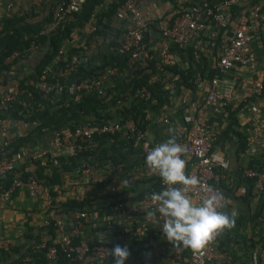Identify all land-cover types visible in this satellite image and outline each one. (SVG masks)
I'll return each instance as SVG.
<instances>
[{
  "label": "crops",
  "instance_id": "crops-1",
  "mask_svg": "<svg viewBox=\"0 0 264 264\" xmlns=\"http://www.w3.org/2000/svg\"><path fill=\"white\" fill-rule=\"evenodd\" d=\"M223 1L139 0V7L143 13L153 17L156 21L168 22L172 17V10L185 3L196 7H201L202 4L214 7ZM256 1L242 0L234 9L233 21L225 32H222L216 24L208 22V18L204 14L200 15L199 20L202 23H207V29L192 42L179 46L173 54L171 53L176 64H179L182 70L190 69L193 73L192 82L195 84V90L182 87L181 92L178 93L175 87L168 86L173 92L168 105L156 112H147L145 116V121L148 122L146 135L150 141L160 144L166 141L170 135H175L179 142L185 137L181 131L190 126V120L197 113V106L202 102L209 77L217 75L221 82L234 86L235 104L230 105L233 109L241 102L248 101L243 110L241 109L237 113V123L233 132L228 135L223 133L227 125L228 106L216 107V110L209 109L203 114L215 138L211 157L216 162V168L210 184L219 187L222 191L225 203L222 210L229 211L232 208L236 210V215L231 217L232 226L216 235L215 240V250L225 253L227 258L224 261L230 264H255V258L264 248V184L263 189L257 191L254 187L255 181L245 176L247 170L257 171L261 175L264 168V93L261 97L252 94L255 83L262 82L264 84V28L258 36L255 35L252 43V49L260 64L259 70L252 72L247 69L235 68L230 72L223 73L215 72L213 66L221 53L217 38L221 35L229 36L239 19L248 15L250 6ZM260 2L263 4L264 0ZM43 5L44 8L39 13L41 17L49 15L55 7L53 0H45ZM35 8H40V4H35L33 0H0V23L5 18L21 13L30 14ZM99 11L101 12V10ZM96 22L94 20V24L98 27L97 34L92 36L84 27L82 30L74 31L72 35L71 45L74 48H83L86 55L85 60L100 52L96 55L99 56L96 57L98 59L94 61L95 63L81 74V79L87 78V82L95 80L89 71L99 73L104 65L110 64L116 67L124 63L126 59L123 39L130 23L129 16L123 12H116L115 15L106 17L100 25H97ZM211 33H216L217 38H212ZM90 40L92 41L90 42ZM163 43L164 39L155 27L144 32V45H147L156 57H159ZM30 53L27 61L19 62L12 74L9 73L6 78H0V97L12 90H17L18 80L24 79V75H28L39 64L42 58L41 53L37 50ZM95 64L101 66L97 67ZM129 71L128 67L119 69L115 76L105 79L102 82L104 93L106 89L104 85L109 81H111L110 85L116 86L117 91H124L129 87L133 81V75ZM65 92V87L60 88L49 100L24 94V101L30 105V109L22 116L25 120L16 122L10 119L5 121L7 131L0 136V142L4 144L11 141L14 135L20 136L28 133L36 125V122H33L35 119L44 122L46 121L44 117H50L61 108L67 112V116L63 117H67L66 125L82 126L83 123L79 119H72L74 117L72 116L74 113L72 103L79 104L81 101L75 102ZM123 96L125 98L117 101L115 106L100 110L97 116L91 114L87 118L90 121L98 119V121H123L124 117L120 111L125 107H130L135 99H138L135 94L130 95L128 92ZM182 97H185L190 103L185 106L179 103L178 100ZM47 102L52 108L51 114L43 115L40 112L44 111ZM165 120L168 122L166 123ZM170 128L174 130L173 133H169ZM250 134L254 136L250 149L247 150L245 147L242 150L243 139L249 138L250 140ZM130 136V132L124 129L113 138L98 141V147L93 149H98L101 142H105L100 150L106 149L109 164L106 163L107 169L97 168L96 175L102 180L99 183L91 184L88 193V199L94 203V207L89 208L90 219L83 228V235L88 239L102 236L116 243L121 242L125 234L133 235L132 240L136 238L134 233L141 224V218L132 220L129 216L116 213L111 210L110 204L120 201L132 202L131 198L139 193H145L148 197L151 194L149 191L157 185V179L161 178L159 175L146 173L142 153L136 146L130 145ZM50 140L51 132L45 131L41 135H37L31 146H27L23 153L26 157L36 154L41 158L45 152L52 149ZM98 154L96 155L98 156ZM130 177L136 179L129 183L127 180ZM78 180L82 181L83 176L72 178L66 175L67 184ZM105 181L116 184V195L112 202L106 201L100 196V188L108 184L104 183ZM59 212L62 216L63 229L68 230L73 214L79 211L64 210L62 207ZM229 215H231L230 212ZM93 216H96L97 219L94 220ZM151 218L148 231L150 235L148 237V233H146L143 236L145 244L139 254L149 250L152 252L149 264H172L176 257L174 251L183 248L182 259L188 260L192 248L168 240L165 235L156 239L155 236L161 233V221L154 223V217ZM44 221L45 208L43 204L30 198L25 190H20L9 200L0 202V264H41L36 263L41 259L36 258L38 257L36 254L42 248L56 243L59 239L58 234L55 238L49 234L43 224ZM161 242H166L168 245H163ZM161 247H166V249L162 251ZM78 262L80 264H109V261L99 263L92 255H88L84 260H78ZM47 264L59 263L54 260ZM127 264H139L138 258L136 259L132 255ZM206 264L215 263L212 261ZM262 264H264V260Z\"/></svg>",
  "mask_w": 264,
  "mask_h": 264
},
{
  "label": "built area",
  "instance_id": "built-area-1",
  "mask_svg": "<svg viewBox=\"0 0 264 264\" xmlns=\"http://www.w3.org/2000/svg\"><path fill=\"white\" fill-rule=\"evenodd\" d=\"M16 1V0H15ZM83 0H69L56 4L53 9V21L42 32L46 34L56 30L61 23H63L68 16L74 13H79L82 8ZM109 2L112 0H108ZM123 3L117 8L118 12L127 14L130 18L129 26L123 39V50L128 53L127 67L129 70H137L147 66L146 59L148 58V50L144 46V32L149 28L155 27L164 39L161 50L159 51L160 61L157 64L173 66L176 64L175 58L170 53L171 44L184 46L192 42L197 36L207 29V23H202L200 15L204 14L208 18V22L214 23L217 27L225 32L233 21V13L235 7L239 5L242 0H224L218 6L210 7L209 4H202L201 7H196L191 4L185 3L178 8L180 13L176 12V18L171 24L166 21H156L153 17L143 13L139 7V0H122ZM244 1V0H243ZM35 4H39L41 0H33ZM101 7L97 8V11ZM89 34H93L96 30L94 20H90L86 25ZM264 28V3H253L248 15L239 19L233 32L227 35H221L217 38L216 33H211L212 38H217L221 50L220 56L213 66L215 72H230L235 68L247 69L252 72L260 69L258 59L252 49V43L255 35L259 34ZM38 46L34 43L31 44L25 53H30L37 50ZM65 49H60L54 57L52 65L44 70L43 76L40 80L33 84L42 93V97L48 99L50 94L55 91V86L47 81L48 75L53 73V66L57 65L63 58ZM20 57V53L14 52L6 59L7 64H11L14 60ZM80 62V61H79ZM75 69V68H74ZM118 72L116 67H107L104 72L102 80H94L92 82L81 81L71 83L65 88V93H68L75 102H80L83 98V92L87 90H95L100 97L105 95L102 82ZM12 74V72H10ZM58 76L65 77L66 74L57 73ZM156 77L150 79V83L156 81ZM234 86L221 82L218 76L214 75L209 77L207 86L204 91L202 102L197 106V113L190 120V126L181 131L184 139L177 142L184 149L182 156L186 160L185 171L190 176H195L199 179L200 184L197 186L189 187L188 192L193 197L195 202H199L206 198L212 192H220L221 189L210 184V180L214 176L216 162L212 160L211 150L214 145L215 138L206 123L203 114L209 109L216 107H226L235 104ZM264 93V84L262 82L255 83L252 94L256 97H261ZM18 90L11 92L0 97V108L9 110L14 105L22 106L26 109L30 107L29 104L18 99ZM135 96L148 101L151 99V93L146 86L139 88L135 92ZM190 102L185 97L182 98L181 104L188 105ZM167 123L168 120H165ZM124 129H127L131 137L135 140V144L142 153L145 171L148 174L156 175L147 165L145 157L147 153L154 148L158 143L150 141L146 133L137 130L135 124L128 120L126 122H109L102 125L85 124L73 129L63 128L51 132L50 147L54 150L64 151H78L85 152L89 149L98 147L96 138L102 136H114ZM7 131L6 123L0 119V136ZM254 140L253 134H250V140L246 144L247 150L250 149L251 142ZM1 143V142H0ZM11 141L2 143L4 148H7ZM246 150V151H247ZM24 158L36 159L37 155L27 156L17 154L16 156H9L7 152H0V178L8 179L10 186L0 193V202H5L11 198L12 193L17 189L26 190L30 197L40 201L45 208V221L44 226L47 227L51 223L58 229L59 240L55 245L47 248L45 259L49 262L54 261L59 252H62L69 257H74L76 260H84L88 255L94 256L99 263L110 261L112 256L110 249L115 245L102 236L95 238H83L79 243H75L73 239L80 236L81 230L84 225L89 221V215L82 211L73 214L71 224L68 230H64L62 226V216L59 214L56 205L62 201V193L67 192V195L73 200L78 202L84 201L88 198L90 186L93 183H99L100 178L97 177V169L94 167H87L81 171L83 176L82 181H73L63 187L57 188V195L51 196L48 194L36 179L30 177L28 181H23L18 174L15 173L17 164L22 162ZM24 161V160H23ZM245 176L255 181V189L261 191L264 184V168L263 173L260 175L257 171L247 170ZM136 178H128L127 182H132ZM161 179V178H160ZM105 186L100 188V196L104 200L114 198L116 195V184L114 182H107ZM103 184V183H102ZM161 185L165 188L166 184L161 179ZM100 187V185H99ZM155 207L154 202L150 199V195L144 200L139 202H116L111 205V210L116 213H121L135 220L141 218V224L138 230L134 233V237H143L149 231L151 216L147 215L149 209ZM93 219H97L93 216ZM161 227H162V220ZM160 227V232L162 229ZM132 236L125 234L120 242L121 246L127 245L130 255L125 261L127 264L132 257ZM216 236L206 242V244L199 249H192L188 260L182 259L183 248L175 250L176 257L172 264H206L207 262H214L215 264H230L224 260L227 258L226 254L215 250ZM94 243V245H91ZM166 247H161L165 250ZM152 257V252L149 250L143 251L138 255L139 264H149ZM264 260V248L260 254L255 258V264H262Z\"/></svg>",
  "mask_w": 264,
  "mask_h": 264
},
{
  "label": "trees",
  "instance_id": "trees-1",
  "mask_svg": "<svg viewBox=\"0 0 264 264\" xmlns=\"http://www.w3.org/2000/svg\"><path fill=\"white\" fill-rule=\"evenodd\" d=\"M45 0H41L40 8L34 9L30 14L21 13L20 15L11 16L9 18H5L2 23H0V78L6 76L13 72L15 66L19 62L27 61L29 55L31 53H25V50L29 49L31 44H35L38 46L37 51L41 53L42 58L39 64L28 74L24 75V79L18 80V99L20 102L24 101V94H31L35 97H42V93L36 88L35 83H37L40 78L43 76V72L45 69L52 65L55 55L60 49H65V54L62 60L53 66V73L46 76L47 81L55 86V91L52 92L49 96V99L53 97V95L63 87L69 86L74 82L84 81L81 79V74L85 72V68H81L78 63L81 59H83L86 55L84 54V50L82 47L74 48L71 44L73 41L72 35L74 31L82 30L85 25L90 20H96L100 25L102 21L106 17H110L116 14L117 8L122 5V0H83L82 8L79 13H74L68 16V18L59 25V27L49 33L42 34V32L52 23L53 21V11L44 17L39 16V13L43 10L44 5L43 2ZM56 4L61 2H67L69 0H53ZM262 0H257L256 2H260ZM255 2V3H256ZM101 7V12L96 10ZM236 8V7H235ZM54 9V8H53ZM37 10V11H36ZM176 12L180 13L181 10L179 8H174L172 10V17L167 22L171 24L176 18ZM98 33V27L96 26L95 32L92 34L95 35ZM92 40H90L91 42ZM49 43L48 53H44L47 44ZM88 46V45H86ZM145 46V45H144ZM179 45L171 44L170 53L173 54L175 50H177ZM146 51L149 50L147 45L145 46ZM14 52L20 53V57L14 60L13 63L7 64L6 59L10 57ZM148 58L146 59L147 66L145 68L130 70V74L133 75V81L129 87H127L124 91H117L115 85H110L111 81L107 82L104 85L105 95L100 97L95 90H87L83 92V98L79 104H73L72 107L74 109V116L72 119H79L83 125H102L106 124L109 121H90L87 117L91 114H95L97 116L98 112L103 109H108L109 107L115 106L116 102L124 99L123 94L129 93L130 95H134L136 90L146 86L151 93V99L148 101H144L143 99H135L134 103L131 104L130 107H125L120 111V114L123 115L124 119L122 122H126L128 120L132 121L135 124L137 130H140L146 133L148 128V122L145 121V116L147 112H156L165 106L168 105L173 92L168 86L175 87L178 93L181 92V88H186L190 90H195V84L193 81V73L190 69L182 70L179 67V64H175L173 66L161 65L160 67L157 64L160 61L159 57L155 56V53L151 50L148 51ZM127 58L128 53L126 54V59L124 63H121L116 66L119 69H124L127 67ZM107 67H115L113 65H104L99 73L95 71H89L94 76L95 80H102L104 76L105 69ZM75 68V69H74ZM57 73L66 74L65 77H60ZM27 74V73H26ZM152 77H156V81L150 83V79ZM113 81V80H112ZM33 82V84H31ZM114 82V81H113ZM109 85V86H108ZM108 86V87H107ZM25 102V101H24ZM45 103L46 107L42 113L43 115L51 114V106ZM248 103L247 100L241 102L234 109L227 107L228 110V119L227 125L224 130V134L228 135L233 132V128L237 123V113ZM27 104V102H26ZM232 106V105H231ZM230 107V108H229ZM30 109L14 105L9 110H3L0 108V119L4 121L15 120L16 122L25 120L22 116L24 112H27ZM67 111V110H66ZM67 112L65 109L61 108L56 113L52 114L50 117L45 118L46 121L40 122L36 119L33 122H36L28 133L20 136H13L11 140V144L4 148L2 143H0V152H7L9 156H16L17 154H23V151L27 148V146H31L35 137L37 135H41V133L45 131H54L63 128L73 129L77 126H69L66 125V116ZM69 115V114H68ZM71 116V115H70ZM117 135V134H116ZM114 136H102L96 138L97 141L106 140L107 138H113ZM246 139V138H245ZM243 139L244 142L242 144V150L245 149L246 144L249 140ZM104 140V141H105ZM105 142H101L100 147L96 150L89 149L85 152L78 151H64V150H50L43 154L41 158L37 157L36 159L24 158L22 162L17 164V168L15 169V173L20 176L23 181H28L30 177H33L40 183L43 189L50 194L51 196L57 195V188L65 186L66 183V175L70 177H78L82 176L81 171L87 167L94 168H104L107 169V164H109V157L106 149H101V146L104 145ZM130 145L138 149V146L135 144V140L130 136L129 139ZM139 150V149H138ZM69 152V153H68ZM99 152V154H98ZM98 154V156L96 155ZM95 158L91 159L92 156ZM143 157V156H142ZM82 158H85L84 160ZM114 171V170H113ZM79 174V175H78ZM73 182V181H72ZM10 181L8 179L0 178V193L2 190H6L9 188ZM161 185V179H157V185L153 187L154 191H159L163 189ZM23 190L17 189L12 196L15 195L16 192ZM153 190L149 191L150 193L154 192ZM26 191V190H25ZM27 192V191H26ZM27 195L29 196L28 192ZM30 197V196H29ZM32 198V197H30ZM146 198L145 193H139L133 196L131 199L132 202H139ZM34 199V198H32ZM114 198H109L108 201H114ZM36 200V199H35ZM38 201V200H37ZM65 201V202H64ZM126 202V201H120ZM111 206V204H110ZM58 212L60 209L64 210H75L79 212H86L88 215L91 214L89 208L94 207V203L90 201L88 198L84 201L78 202L77 200L71 199L67 192L62 193V201L57 205ZM94 212V210H93ZM60 213V212H59ZM95 214L97 212L95 211ZM46 230L49 231V234L56 237L58 234L57 227L51 223L46 227ZM152 234V233H151ZM59 235V234H58ZM148 237L150 232L147 234ZM146 235V236H147ZM164 236L163 233L155 236L156 239ZM85 236L83 235V229L80 232V236L75 237L73 241L75 243H79ZM59 240V239H58ZM58 242V241H57ZM56 242V243H57ZM56 243H52L40 250L38 254H36L39 262L41 264H47L49 261L45 259V253L49 246L55 245ZM173 243V242H172ZM94 245V243H91ZM113 245H120V242H112ZM145 244L144 237L134 238L132 244V255L138 258L140 250L143 249V245ZM163 245H168L166 242H161ZM88 257V256H86ZM59 264H80L78 260L74 257H69L68 255L59 252L57 258L55 259ZM53 262V261H52ZM50 262V263H52ZM109 264H114L113 257L109 261Z\"/></svg>",
  "mask_w": 264,
  "mask_h": 264
},
{
  "label": "clouds",
  "instance_id": "clouds-1",
  "mask_svg": "<svg viewBox=\"0 0 264 264\" xmlns=\"http://www.w3.org/2000/svg\"><path fill=\"white\" fill-rule=\"evenodd\" d=\"M173 131L169 129V133ZM183 151L175 135H170L166 141L157 144L147 153V165L167 185L150 194L155 207L149 209L147 215L154 217V223L162 220V233L168 240L199 249L221 231L232 226L231 217L236 215V210L232 208L223 211V194L212 192L211 189L209 191L212 194L194 202L188 189L199 185L200 181L197 177L186 174ZM109 251L114 264H125L130 255L127 245L117 244Z\"/></svg>",
  "mask_w": 264,
  "mask_h": 264
},
{
  "label": "water",
  "instance_id": "water-1",
  "mask_svg": "<svg viewBox=\"0 0 264 264\" xmlns=\"http://www.w3.org/2000/svg\"><path fill=\"white\" fill-rule=\"evenodd\" d=\"M147 30H145V32H146ZM259 34H257V36H258ZM48 50H49V43L47 44V46H46V48H45V51H44V53H48ZM100 52H98L97 54H99ZM96 54V55H97ZM93 56L92 58H90V59H88V60H85V58H83V59H81L80 60V62L78 63V65L81 67V68H85V69H89L90 67H91V65L93 64V63H95L94 61L96 60V59H98V58H96V57H98V56ZM96 65V64H95ZM97 67H100L101 65L100 64H97L96 65ZM82 80H84V81H86L87 80V78H82ZM183 98V97H182ZM182 98H180L178 101H179V103H181V101H182ZM83 160L85 159V158H82Z\"/></svg>",
  "mask_w": 264,
  "mask_h": 264
}]
</instances>
